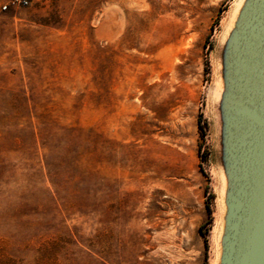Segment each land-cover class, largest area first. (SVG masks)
Returning <instances> with one entry per match:
<instances>
[{
	"label": "rangeland",
	"instance_id": "obj_1",
	"mask_svg": "<svg viewBox=\"0 0 264 264\" xmlns=\"http://www.w3.org/2000/svg\"><path fill=\"white\" fill-rule=\"evenodd\" d=\"M232 1L0 0V262L213 264Z\"/></svg>",
	"mask_w": 264,
	"mask_h": 264
},
{
	"label": "water",
	"instance_id": "obj_2",
	"mask_svg": "<svg viewBox=\"0 0 264 264\" xmlns=\"http://www.w3.org/2000/svg\"><path fill=\"white\" fill-rule=\"evenodd\" d=\"M234 3L212 48L209 94L215 201L222 176L228 180L217 264H264V0H240L230 23Z\"/></svg>",
	"mask_w": 264,
	"mask_h": 264
},
{
	"label": "bare ground",
	"instance_id": "obj_3",
	"mask_svg": "<svg viewBox=\"0 0 264 264\" xmlns=\"http://www.w3.org/2000/svg\"><path fill=\"white\" fill-rule=\"evenodd\" d=\"M242 1V0H241ZM240 0H235L234 7L235 9L232 10V14L229 18V22L232 23L235 13L237 12L239 6H240ZM215 86L217 90H220V88L223 87V81L221 78H216L215 80ZM220 188L217 186V192H218V197H217V203H218V208H219V215L216 220V224L214 226L213 230V242H214V249H215V257L213 260V264L218 263V259L220 256V241L223 237V231H224V211H225V202H224V196L227 192L228 188V180L227 178L223 175L220 183Z\"/></svg>",
	"mask_w": 264,
	"mask_h": 264
},
{
	"label": "trees",
	"instance_id": "obj_4",
	"mask_svg": "<svg viewBox=\"0 0 264 264\" xmlns=\"http://www.w3.org/2000/svg\"><path fill=\"white\" fill-rule=\"evenodd\" d=\"M206 154L207 153H204L203 154V158H205L206 157ZM1 264H14V262L12 261V260H10V259H7L6 261H4V262H0Z\"/></svg>",
	"mask_w": 264,
	"mask_h": 264
}]
</instances>
